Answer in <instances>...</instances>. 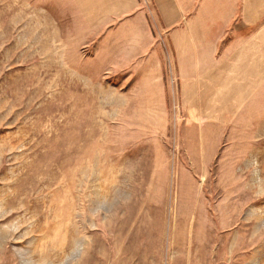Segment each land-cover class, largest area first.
Segmentation results:
<instances>
[{"label": "rangeland", "instance_id": "obj_1", "mask_svg": "<svg viewBox=\"0 0 264 264\" xmlns=\"http://www.w3.org/2000/svg\"><path fill=\"white\" fill-rule=\"evenodd\" d=\"M83 13L0 0V264H264L261 102L173 50L188 17L146 14L154 62Z\"/></svg>", "mask_w": 264, "mask_h": 264}, {"label": "crops", "instance_id": "obj_2", "mask_svg": "<svg viewBox=\"0 0 264 264\" xmlns=\"http://www.w3.org/2000/svg\"><path fill=\"white\" fill-rule=\"evenodd\" d=\"M75 1L84 12L77 17L78 29H93L97 34H122L124 44H128L123 49L147 52L154 48L151 53L154 62L158 61L161 49L158 43L154 45L146 14H151L153 19L159 16L167 26L188 17L185 26L167 32L173 50L180 52V56L186 52L185 57L190 59L194 51L219 52L214 64L220 68L222 85L231 83L228 89L233 93L229 97L239 102L244 100L247 109L261 102L264 123V0ZM179 68L183 80L194 81L183 66ZM202 71L198 69L199 75Z\"/></svg>", "mask_w": 264, "mask_h": 264}]
</instances>
